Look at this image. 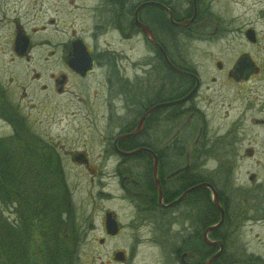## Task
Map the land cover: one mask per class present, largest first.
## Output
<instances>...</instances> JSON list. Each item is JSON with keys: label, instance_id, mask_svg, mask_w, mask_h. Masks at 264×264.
Instances as JSON below:
<instances>
[{"label": "rangeland", "instance_id": "obj_1", "mask_svg": "<svg viewBox=\"0 0 264 264\" xmlns=\"http://www.w3.org/2000/svg\"><path fill=\"white\" fill-rule=\"evenodd\" d=\"M68 1L73 0H0V91L3 88L13 91L9 100L17 105H21L20 99L24 96V107L10 114L19 120L24 117L32 135L55 140L59 151L87 153L96 167L105 162L97 158L103 150L101 135L105 130L104 113L99 106L102 103V78L94 75L87 82L77 81L78 84L70 85L67 96L58 97L56 88L49 93L42 90V85L52 82L49 75L53 72H47L48 80L43 83L36 82L34 73L44 71L39 64L9 63L15 55V30L17 32V25L10 20L20 21L23 12L24 30L35 45L30 51V57L34 58L31 62L39 56L67 55L74 33L79 34L81 30L78 23L75 26L63 19V14L76 12ZM75 1L79 6V1ZM252 5L253 2L246 10L237 7L238 11L224 16L226 25L217 33L211 31L202 36L193 32L186 36L181 47L174 48V55H178L175 59L195 71L200 80L199 93L191 105L200 112L188 115L189 126L182 129V133L187 131L190 147L197 142L208 145L203 157L204 174L225 195L224 222L212 224V212L205 204L162 215L140 210V205L136 207L137 204L127 198L121 177L115 172V160L108 161V170H95L93 175L68 162L67 175L48 177L46 185H52V190L57 191L54 196L61 195L65 182L72 192L70 202L67 201L64 207L65 230L56 234L58 238L61 235L66 254L55 256L44 248L42 230L35 226L32 239L28 241L25 264H182L177 252L186 248L183 239L201 224L206 234L210 228L221 230L225 242L219 240L216 243L224 246L225 259L234 261L231 264H242L250 257L264 262V124L261 123L264 120V16ZM42 16L45 21L53 17L56 23L45 27ZM249 30L257 34V43L248 41ZM108 41L112 42L110 37ZM125 48L127 50L128 46ZM109 50L117 49L110 45ZM142 52L140 50V54ZM244 54L256 64L258 72L250 82L240 83L229 75L233 63ZM219 63L223 64V71L218 68ZM172 81L173 89L182 86L179 78L173 76ZM56 106L59 110L54 109ZM3 120L0 119V137L5 142L10 134L14 138L16 135ZM9 148L17 150L12 146ZM17 158L14 157L12 165L16 164ZM9 172L20 173L14 166ZM32 179L30 176L29 180ZM34 185L39 189L40 182ZM20 189L24 191L22 184ZM210 193V202L214 204L213 191ZM107 212L113 214L120 226L116 238L106 235ZM5 214L10 221L16 218L10 211L5 210ZM47 233L44 231V235ZM211 233L204 236V245L207 244L205 240L212 242ZM47 235L55 239L52 233ZM56 244L59 247L60 242L54 241L51 246ZM120 252L125 255L124 261L116 257ZM17 260L24 264L22 257ZM0 264L8 263L0 259Z\"/></svg>", "mask_w": 264, "mask_h": 264}, {"label": "flooded vegetation", "instance_id": "obj_2", "mask_svg": "<svg viewBox=\"0 0 264 264\" xmlns=\"http://www.w3.org/2000/svg\"><path fill=\"white\" fill-rule=\"evenodd\" d=\"M78 1L79 6L75 0L68 1L75 13L63 14L64 20L74 23L75 26L78 23L81 29L79 34L74 33L75 37L70 42L67 55L39 56L38 60L31 62L34 58L30 57V51L34 43L24 30L23 12L22 22L20 18V21L10 20V23L17 25V32L15 30V55L9 63L19 61L21 64H39L44 71L34 73L36 82L43 83L48 80L47 72H53L49 75L52 82L42 85V90L49 93L56 88L58 97L67 96L70 85L78 84L77 81L87 82L94 75L102 78V103L99 106L104 113L102 122L105 130L101 135L103 150L97 158L105 162L93 167L94 163L89 154L59 151L55 140L32 135L27 130L29 126L24 123V117L21 116L19 120L10 114L24 107V96L20 99L21 105H17L9 100V95L14 92L3 88L0 91V119L5 118L3 122L13 128L12 133L16 137L10 134L5 142L0 137V172L14 157L19 156L22 168L16 171L39 177L38 190L48 197V205L66 206L72 195L68 183L65 182L60 196H54L57 192L52 190L54 187H48L44 183L48 177L66 176L68 162L77 168H84L86 174L93 175L95 170H108V161L115 160V172L121 177V185L127 198L137 204L136 207L140 205V210L162 215L179 208L204 206V189L208 188L199 186L205 184L207 179L203 169V157L208 145H199L197 142L190 147L191 138L187 131L182 133V129L189 126L186 122L188 115L200 112L199 108L196 110L191 106L199 93L200 80L195 71L175 59L178 55H174V48L181 47L186 36L193 32H199L202 36L211 31L217 33L226 25L224 16L238 11L237 7L246 10L253 2L252 7L258 8L264 16V0ZM41 18L45 27L56 23L53 17L47 21L43 16ZM246 36L250 43H257L254 30H249ZM109 37L111 43L108 41ZM24 39L28 42L25 52ZM76 42H82L90 56L91 70L85 75L78 72L72 64ZM110 45L117 50L110 51ZM140 50H143L142 55ZM244 62L252 66L253 72L248 78L242 77L238 71ZM218 68L223 71V64L219 63ZM257 72L256 64L244 54L233 63L229 76L244 83L250 82ZM173 76L182 83L178 90L173 89ZM262 103L264 105V98ZM54 109L59 110L58 106ZM45 114L49 112L45 111ZM261 123L264 124V120ZM9 146L17 150H11ZM156 161L157 176L154 172ZM206 182L213 185L220 205L225 208L223 191L216 188L214 181ZM173 203L175 205L170 207ZM43 204L44 201L40 203ZM215 208L222 219L221 211L216 206ZM107 214L108 212L106 216ZM203 228L204 225L201 224L196 231L188 233L183 239L190 241L189 244L196 241L197 248L188 244L183 251L177 252L182 264L206 263L203 253ZM221 233V230L212 232L210 240L215 243L219 240L225 242V236ZM106 235L108 236L107 230ZM216 237L218 238L214 239ZM208 248L211 255H215L217 249V253L219 252L217 247ZM223 255L224 253L221 256Z\"/></svg>", "mask_w": 264, "mask_h": 264}, {"label": "trees", "instance_id": "obj_3", "mask_svg": "<svg viewBox=\"0 0 264 264\" xmlns=\"http://www.w3.org/2000/svg\"><path fill=\"white\" fill-rule=\"evenodd\" d=\"M13 161V160H12ZM12 161L6 165L2 172H0V259L4 263L8 264H19L18 258L22 257L24 259V264L27 262V249L28 241L32 239L33 228L38 226L41 231L42 245L44 248H48L53 255L62 256L65 253L62 249L63 239L58 238L56 234H62L65 230L64 222V207L65 206H50L47 203L48 197L43 196L38 189H35L39 177L36 175H20V173L11 174L12 166L14 169L21 170L22 162L20 158L16 161V164L12 165ZM24 176V179L23 177ZM33 177L30 181L29 177ZM46 177V176H45ZM20 178L19 185L17 180ZM26 179V181H25ZM36 181V182H35ZM208 181L205 180V183ZM40 182V181H39ZM47 183V181H44ZM20 184L24 187V191H21ZM28 184H31L28 186ZM37 188V187H36ZM30 189L31 192H28ZM205 201L204 204L212 212V224H218L220 222V212L215 208L213 203L210 202V191L209 189H204ZM224 197V196H223ZM44 201L43 205H40ZM223 202V200H222ZM6 211L12 212V215H15L16 218L14 221H10L5 214ZM31 221V223H30ZM49 221H51L49 223ZM45 225L48 228H45ZM44 231L52 233L55 235V239L51 238L47 234L44 235ZM218 237L214 238L217 239ZM220 239V238H219ZM54 241H59L61 251L56 244L55 247L51 246V243ZM190 241H185L184 246L188 245ZM45 244V245H44ZM192 247L197 248V245L190 243ZM189 244V245H190ZM59 249H57L56 248ZM183 246V247H184ZM200 247V246H199ZM51 249H57V251H51ZM183 248H180L178 251H183ZM203 253L204 261L209 260L213 255L210 252L209 248L203 244ZM234 261H227L225 259V254L221 256L214 264H231ZM62 263V260L61 262ZM242 264H264L260 259H253L250 257L248 260L241 262ZM235 264V263H234ZM240 264V263H236Z\"/></svg>", "mask_w": 264, "mask_h": 264}, {"label": "water", "instance_id": "obj_4", "mask_svg": "<svg viewBox=\"0 0 264 264\" xmlns=\"http://www.w3.org/2000/svg\"><path fill=\"white\" fill-rule=\"evenodd\" d=\"M24 52L26 51V47L28 45V42L26 39H24ZM74 57L75 59L73 60L72 64L74 65V67L76 68V70L78 72H81L82 74H86L89 70H90V65H91V60H90V56L87 52V49L85 48V46L81 43V42H76L74 44ZM221 67V65H220ZM239 73L241 74L242 77L248 78L253 70H252V66L251 65H246L245 62L243 64H241L240 68L238 69ZM135 154V153H134ZM154 172H155V176H157L158 173V162L156 161V164L154 165ZM157 186L158 188H160V183L159 181H157ZM199 187H210L213 192H214V204L215 206L221 211L222 214V221L221 224L224 222L225 219V215H224V210L222 209V207L220 206L219 200H218V195L216 194L214 188L211 185H202ZM182 200V199H180ZM179 202V201H178ZM175 205V203H173L171 206ZM106 228H107V232L110 236H117V234L119 233V225L117 223V221L113 218L112 214H108L107 215V220H106ZM217 229V228H216ZM215 228H210L208 232H213L216 230ZM205 233V236L207 235ZM206 241V245L212 248H219L220 251L210 260L208 261L206 264H213L223 253L224 251V246L221 243H213V242H209L208 240ZM117 259L120 261H124V254L123 253H118L116 255Z\"/></svg>", "mask_w": 264, "mask_h": 264}]
</instances>
